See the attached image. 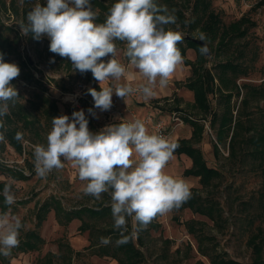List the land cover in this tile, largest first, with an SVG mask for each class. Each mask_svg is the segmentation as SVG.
Masks as SVG:
<instances>
[{"label": "rangeland", "instance_id": "374dc122", "mask_svg": "<svg viewBox=\"0 0 264 264\" xmlns=\"http://www.w3.org/2000/svg\"><path fill=\"white\" fill-rule=\"evenodd\" d=\"M99 1L110 8L116 2ZM37 3L43 5L46 0H0V40L3 43V46H0V53H3L5 62L15 63L20 68V75L11 81L20 97L13 104L14 118L19 120L20 111L26 113L33 111L41 120L38 133L31 131L22 122H16L15 127H18L22 137L23 153H18L6 139L0 140V195L5 197L4 188L6 185L10 186L15 199L7 212L21 220L19 244L32 230H37L45 243L31 252H21L14 247L10 255L0 254V264H120L111 256L94 254L96 250L94 246L101 244L100 238L104 237V231L114 228L112 215L97 218L82 214L81 217L76 216L72 221H68L67 216L60 217L56 210L52 209L38 226L37 213L52 199L59 200L67 211L85 207L95 208L98 204L111 205L109 193H103L97 200L82 192L86 182L78 178L77 171L69 162H64L63 168L53 169L45 177L37 175L34 146H47V135L52 129L42 116L43 108H51L54 103L59 109L58 116L69 117L74 111L83 109L89 121V130L94 133L113 123L102 112L90 107L85 99L83 103L80 101L78 107L73 104L75 101L71 95L80 94L93 99L88 89L100 90L88 82L89 71L81 73L74 70L70 60L50 52V40L46 36L36 40L31 33L25 36L21 32L20 23L27 22L28 12ZM90 3L97 12L96 23H103L108 12L95 6L91 0ZM156 3L166 6L168 13L175 16V23L165 25V29L177 31L181 37H186L188 35L186 23L194 17L191 11L192 3L189 0H156ZM213 9L221 16L226 26L243 16H247L255 23L249 28L247 36L230 40L224 47L219 46L218 40L208 42L212 54L207 57V67L218 74L215 66L230 61L240 65L241 73L247 74L237 80V86L233 89L235 96L231 101L234 117L232 132L236 123L240 126H236L238 136L235 148L230 147L231 133L225 145L218 144L220 151L218 155L215 154L219 123L214 125L211 122V114L204 115L193 106L194 96L185 87L192 74V68L185 66L182 60L179 74L177 65L176 74L173 73L168 85L164 87L170 99H163L161 106L157 105V101H151L149 104L153 108L161 107L163 115L180 112L183 118L201 120L202 132L198 131L194 136L193 126L185 122L174 130L176 134L173 140L187 139L193 146L201 149L207 164L216 168L220 176L209 186H204L198 177H185L184 171L192 166V160L185 155L177 154L168 161L165 172L183 178L188 183L190 191L195 190L197 195L207 202L206 205L209 202L214 204L217 207L218 220L213 221L209 216L197 213L190 207L181 206L164 215H157L138 232L143 238V244L139 247L144 254L142 264H211L208 256L202 254L204 250L242 264H256L260 258L250 239L259 231L264 233V164L252 154L254 145L247 146L245 141L252 136L264 134V2L213 0ZM181 14L184 15L186 22ZM190 35L195 39H203L197 31ZM115 43L118 49L115 58L126 66L128 72L126 77L122 78L123 83L137 88L140 84L136 83L137 80L132 73L135 68L130 66L129 58L125 55L126 45L121 41ZM189 53H187L189 59L195 61L196 51L193 54ZM110 58L111 56H107L103 59L107 62ZM27 70L34 73L36 82L29 83L22 78ZM229 77L232 78V73ZM216 83L219 84L218 79ZM97 85L100 87L98 81ZM105 86H112V81L105 82ZM113 98L120 97L113 93ZM120 99L124 101L128 99L126 107L137 116L139 113L146 114L144 117L149 115L142 108H136L147 103L141 93L134 92L125 99ZM220 99L217 95H211L213 110L222 113L226 104ZM89 108H93L95 117L87 111ZM162 114H156V118L163 116ZM54 117H57L56 113ZM14 172L17 175L23 173L27 178L18 179ZM2 205H6L5 202ZM127 220L126 229L134 232L132 218L129 217ZM83 223L92 229L82 232L80 227ZM109 239L111 242H118L114 237ZM261 245L263 254L259 264H264V240L261 241Z\"/></svg>", "mask_w": 264, "mask_h": 264}, {"label": "clouds", "instance_id": "9594fccd", "mask_svg": "<svg viewBox=\"0 0 264 264\" xmlns=\"http://www.w3.org/2000/svg\"><path fill=\"white\" fill-rule=\"evenodd\" d=\"M27 22L20 23L23 35L29 33L36 40L46 36L49 51L70 60L74 70L91 71L100 84V90L89 88L94 108L111 109L113 93L125 99L139 92L147 99L155 95L157 84L163 88L169 83L182 57L176 47L181 34L165 25L174 24L175 16L156 0H116L103 23H96L97 12L90 0H46L37 3L27 14ZM115 41L124 42L125 55L130 66L138 70L144 82L137 88L121 83L128 74L126 66L116 59ZM111 56L107 62L104 57ZM20 75L15 63L5 62L0 53V117L9 110V101L19 99L18 90L11 81ZM111 80L112 86H105ZM96 116L93 108L87 110ZM83 109L71 117L52 118V129L47 135V146L35 145V170L45 177L53 169L69 162L86 182L85 195L100 199L103 193L111 197L114 228L126 230L127 218H132L134 234L146 227L157 215L178 208L191 196L188 183L181 177L165 172L177 145L167 138L150 134L144 123L109 124L92 132ZM17 134V139H21ZM0 140L3 136L0 135ZM5 204L14 203L10 186L4 188ZM22 223L19 217L0 213V254L10 255L18 246ZM107 244L109 238L101 237ZM124 237L118 243H127Z\"/></svg>", "mask_w": 264, "mask_h": 264}, {"label": "trees", "instance_id": "16d2710c", "mask_svg": "<svg viewBox=\"0 0 264 264\" xmlns=\"http://www.w3.org/2000/svg\"><path fill=\"white\" fill-rule=\"evenodd\" d=\"M95 6L100 7L103 11L108 12L110 7L99 0H91ZM191 4V11L193 14V19L187 21V33L186 37H182V39L177 43L176 47L178 48L182 61L184 65L191 66L192 74L185 83V86L194 92L195 95V107L199 109L201 113L204 115L211 114L212 120L211 122L215 125L219 123V128L217 132V144L215 145V154H219L218 144H226L230 134L232 133L230 147L235 148V143L237 141L238 131L235 129L232 132V126L234 124L233 110L231 107V101L234 98L235 94L233 89L237 86V80L241 76H246V73H241V66L238 64H234L233 62L227 61L219 63L215 66V68L219 71L216 74L212 69L207 67L208 58L206 56L205 50L200 45L196 44L190 33L193 31H197L198 34L203 38L202 40L208 42H215L218 40V44L220 47H224L228 44L230 40L244 38L248 34V30L250 27L254 26L253 23L247 16H243L240 20L231 23L226 26L223 23L221 16L215 12L213 9V0H189ZM264 0H262V3ZM183 14H181L182 16ZM184 15H183V17ZM105 20H103L104 22ZM186 22V19H185ZM0 46H3V43L0 40ZM189 49H194L197 53V57L195 61H191L187 56V51ZM26 64V63H25ZM28 66V64H26ZM232 73V78L229 77V74ZM27 82L37 81L35 79V75L30 70L24 73L23 77ZM216 79H218L219 84L216 83ZM88 82L92 85L96 86V88L100 89L97 85V80L94 79L91 71H89ZM239 94V93H238ZM211 95L221 98L220 100L225 101V108L222 113L214 111ZM85 99V98H84ZM84 99L81 102H84ZM89 104L88 98L85 99ZM16 102V101H15ZM9 110L8 113L0 117V134H2L3 138L6 139L10 145L18 152L23 153L24 146L21 139H17V134L20 133L18 127H15L16 122L19 121L23 123L24 126L29 128L31 131H35L38 133V128L41 127V120L39 117L34 114L33 111L22 112L20 111V118L17 121L15 117V110L13 108L12 101L8 102ZM91 105V104H90ZM53 107V108H52ZM51 108H43V114L46 118V122L49 127H52V118L54 117V113L58 116L59 109L57 105L53 103ZM92 107V106H90ZM42 109V107H40ZM52 111V113H51ZM33 112V113H32ZM42 113V111H41ZM185 122L191 124L194 130V136L198 134V131L203 130V126L200 124L198 120L192 119V117H184ZM14 125V126H13ZM177 145L174 150V154L179 156L186 155L192 160V166L184 171L185 177H198L200 182L204 186H209L212 184V181L220 176V172L213 167H210L207 164V161L203 155L201 149L193 146L189 140H180L176 141ZM253 144L254 150L252 152L253 155L257 159H260L264 164V134H259L257 137L252 136L247 141H245V145L249 146ZM8 171H11L8 169ZM14 176H18V179H26L23 173H19L17 175L15 172ZM5 202V197L0 195V210L1 213L7 212L9 209V205H2ZM207 203L204 201L195 190L191 191V196L184 203H182L181 207H190L194 209L197 213H200L205 216H209L213 221L217 219V207L212 203ZM55 209L58 216L61 215L67 216L68 221H72L76 216L81 217L82 214H89V216L104 218L112 215L111 205L104 206L102 204H98L95 208H82L74 211H67L62 203L57 199H52V201L46 202L37 213L38 226L42 224V222L46 219V215L52 210ZM221 218V217H219ZM89 225L84 226L81 225L80 230L82 232L87 231ZM92 233V231H91ZM105 238L114 237L118 241L122 240L124 237L128 238L127 243H118L117 241H110L107 244H96L94 248V254L102 255V256H111L114 259L118 260L120 264H142L144 260V254L139 248L143 244V238L138 233L129 231V230H117L115 228L107 229L103 233ZM137 239V242H136ZM264 240V233L259 231V233L252 236L250 242H253L254 247L256 248V253L258 255L259 260L256 261V264L261 262V256L263 247L261 245V241ZM45 243L43 237L39 234L37 230L29 231L25 238L22 239L20 244L16 246L21 252H31L39 249L42 244ZM139 245V246H138ZM13 251V250H12ZM204 256H208L211 264H242L233 259L224 257L220 254L209 253L208 250H204L202 252Z\"/></svg>", "mask_w": 264, "mask_h": 264}, {"label": "built area", "instance_id": "2783aa9c", "mask_svg": "<svg viewBox=\"0 0 264 264\" xmlns=\"http://www.w3.org/2000/svg\"><path fill=\"white\" fill-rule=\"evenodd\" d=\"M138 92V91H137ZM74 98L75 106H80L79 103L82 99H87L86 97H84L83 95L80 94H74L71 95ZM91 106L94 108V101L88 99ZM113 104L110 110L108 111H103L104 115H106L110 120H113L115 118H117L119 120V122H121V120H123V122H131L134 121L136 119L141 120L147 131L150 134H157V135H161L167 139H169L170 135H171V131L175 130L177 127L184 125L185 120L182 116V113L180 112H174L171 115V127L167 124V122L161 118H156L155 115L149 114L143 118H139L135 112H133L132 110H130L127 107H124L121 105V99L120 98H113ZM96 109V108H94Z\"/></svg>", "mask_w": 264, "mask_h": 264}, {"label": "crops", "instance_id": "0c3cea01", "mask_svg": "<svg viewBox=\"0 0 264 264\" xmlns=\"http://www.w3.org/2000/svg\"><path fill=\"white\" fill-rule=\"evenodd\" d=\"M190 53H194L195 52V50L194 49H189L188 50ZM189 52H187V53H189ZM189 53V54H190ZM189 58V57H188ZM191 60V59H190ZM196 60V59H195ZM193 61V60H192ZM184 64V63H183ZM186 66V65H185ZM182 68V64L181 63H179L178 64V74H179V69L180 68ZM135 76H134V79H136L137 80V84H141V83H143L144 82V78L139 74V72H138V70L137 69H134V72H132ZM174 74H176V72L174 71ZM189 78H190V76H189ZM127 80H129V79H127ZM121 83H123V80H121ZM171 84V83H170ZM186 87V86H185ZM187 88V87H186ZM188 89V88H187ZM189 90V89H188ZM190 92H192V94H193V96H194V100L192 101L193 102V106L195 107V95H194V92L193 91H191V90H189ZM128 99H130V98H128ZM128 99L127 100H122L121 99V105L122 106H127L128 107V105H127V102L126 101H128ZM138 99V98H137ZM163 99H166V100H169L170 99V95L166 92V90H165V88L163 87V88H161L158 84H157V86H156V88H155V95L154 96H152L151 98H149V99H146L145 101L147 102L146 104H144V105H139V106H136V108H142L143 110H145L147 113H149V114H152V115H155L156 116V114H159V115H161L162 113H163V111H162V108L161 107H150V104H149V102H151V101H157V105L158 106H161V103H162V100ZM90 100H93V99H90ZM131 100V99H130ZM139 100V99H138ZM139 102V101H138ZM141 103H143V101H140ZM131 105V104H130ZM132 106V105H131ZM196 108V107H195ZM197 109V108H196ZM96 110H98V111H100L99 109H95V111ZM197 110H199V109H197ZM135 111H137V110H135ZM144 111V112H145ZM100 112H102L103 113V111H100ZM200 112V111H199ZM172 113H174V112H171V113H169V114H166V115H163V116H160L159 118H161V119H163V120H165L166 122H167V124L171 127V123H170V120H171V115H172ZM104 114V113H103ZM140 115H138V117L139 118H143L144 116L143 115H146V114H144V113H139ZM203 114V113H202ZM192 119H194V120H198L199 122H200V124H201V120H199V119H195V118H192ZM113 124H115V123H119V120L117 119V118H115V119H113V120H110ZM187 123V122H186ZM189 124V123H188ZM191 125V124H190ZM202 125V124H201ZM192 126V125H191ZM194 128V127H193ZM194 130H195V128H194ZM194 130H193V134H194ZM175 132H174V130H172L171 131V135H170V137H169V141H171V142H173V143H175L176 141H180V140H187V139H175V140H173L174 139V137H175ZM186 156V155H185ZM189 158V157H188ZM190 159V158H189Z\"/></svg>", "mask_w": 264, "mask_h": 264}, {"label": "water", "instance_id": "95a60500", "mask_svg": "<svg viewBox=\"0 0 264 264\" xmlns=\"http://www.w3.org/2000/svg\"><path fill=\"white\" fill-rule=\"evenodd\" d=\"M193 41H194L196 44H198V45H200L201 47H203V49L205 50V53H206V56H207V57H210V56H211V54H212V52H211V47H210V45H209L206 41H204V40H199V39H193Z\"/></svg>", "mask_w": 264, "mask_h": 264}]
</instances>
